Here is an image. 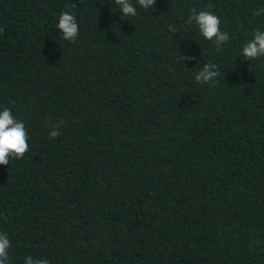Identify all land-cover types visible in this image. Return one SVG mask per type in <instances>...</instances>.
<instances>
[{
  "label": "trees",
  "instance_id": "1",
  "mask_svg": "<svg viewBox=\"0 0 264 264\" xmlns=\"http://www.w3.org/2000/svg\"><path fill=\"white\" fill-rule=\"evenodd\" d=\"M209 3L220 50L186 23ZM67 4L75 43L57 28ZM136 6L0 0V111L29 136L0 165L9 264H264V57L242 54L264 0ZM209 61L216 85L195 80Z\"/></svg>",
  "mask_w": 264,
  "mask_h": 264
},
{
  "label": "clouds",
  "instance_id": "2",
  "mask_svg": "<svg viewBox=\"0 0 264 264\" xmlns=\"http://www.w3.org/2000/svg\"><path fill=\"white\" fill-rule=\"evenodd\" d=\"M156 0H136L133 4L132 0H115V5L119 6V11L122 14L121 18L129 16H137V6L144 9L153 7ZM214 7L209 3L205 6V10H197L196 7L189 9V16L186 23L191 25L193 22L197 25L201 35L209 41H214L216 49L220 50L222 45L230 40L227 32L221 30V18L215 12L211 11ZM75 8L74 4L65 5V11L59 14L57 28L62 33L63 38L73 43L79 35V24L75 14L70 10ZM111 13L116 11V8H110ZM264 13V7L254 10L252 15L260 16ZM170 32L175 33L177 29L173 25H169ZM3 29L0 28V32ZM242 54L248 60H253L259 57H264V31L256 29L252 33V38L247 40L242 46ZM183 61L195 60L193 55H181ZM173 69H169L172 71ZM220 75V70L217 64L207 62L195 74V80L201 84L216 85L219 83L217 77ZM63 121H59L53 125H45L50 127V138H55L61 134L60 126ZM29 136L28 130L22 120H18L11 109L5 107L0 111V165H8L11 158L21 159L29 151ZM257 244L259 241H255ZM11 247V242L6 233L0 232V264H9L8 250ZM24 264H50L47 258H37L29 254L24 258Z\"/></svg>",
  "mask_w": 264,
  "mask_h": 264
}]
</instances>
